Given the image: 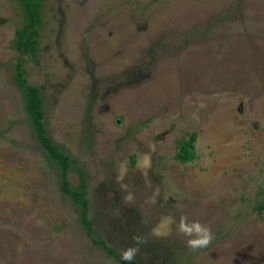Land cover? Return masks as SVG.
I'll return each mask as SVG.
<instances>
[{
    "label": "rangeland",
    "instance_id": "374dc122",
    "mask_svg": "<svg viewBox=\"0 0 264 264\" xmlns=\"http://www.w3.org/2000/svg\"><path fill=\"white\" fill-rule=\"evenodd\" d=\"M43 5L39 48L22 56L21 0H0V264H120L61 191L16 80L20 61L49 135L87 176L100 236L139 247L138 264H264V0ZM190 135L194 158L181 163ZM70 182L80 183L77 166ZM184 215L210 226L207 248L177 234Z\"/></svg>",
    "mask_w": 264,
    "mask_h": 264
},
{
    "label": "trees",
    "instance_id": "16d2710c",
    "mask_svg": "<svg viewBox=\"0 0 264 264\" xmlns=\"http://www.w3.org/2000/svg\"><path fill=\"white\" fill-rule=\"evenodd\" d=\"M44 0H21L23 25L16 32V44L22 56L32 55L39 48L40 29L42 24V10ZM23 62L17 64L16 80L24 94L25 108L30 117L33 133L50 159L60 170V188L64 196L70 198L79 210V220L94 245L120 264H138L135 260L123 261L121 252L110 244L97 232L94 220L90 218L91 201L88 196V182L85 172L68 152L62 150L51 138L45 123L44 98L41 90L27 83L24 78ZM196 135L180 141V150L175 159L181 163H188L194 158ZM80 176L78 186H72L70 174L75 170ZM264 211V202L258 207Z\"/></svg>",
    "mask_w": 264,
    "mask_h": 264
},
{
    "label": "clouds",
    "instance_id": "9594fccd",
    "mask_svg": "<svg viewBox=\"0 0 264 264\" xmlns=\"http://www.w3.org/2000/svg\"><path fill=\"white\" fill-rule=\"evenodd\" d=\"M145 160L148 158L145 157ZM124 166L121 165V171L123 172ZM131 199V197H128ZM165 222L171 226L172 223H175L173 217L163 218ZM177 234L183 237H187L185 243L186 246L192 251H197L203 248H207L212 240L213 233L210 226L201 224L198 220H189V218L184 215L179 219L177 224ZM164 235H169L170 232L163 233ZM154 235H161L158 229L154 230ZM133 241L136 245H140L146 242V240L141 236H134ZM139 252V247H128L121 252V258L123 261H132L135 259L137 253Z\"/></svg>",
    "mask_w": 264,
    "mask_h": 264
}]
</instances>
